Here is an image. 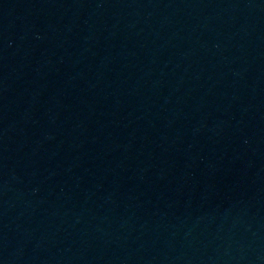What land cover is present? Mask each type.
<instances>
[{
  "label": "water",
  "instance_id": "obj_1",
  "mask_svg": "<svg viewBox=\"0 0 264 264\" xmlns=\"http://www.w3.org/2000/svg\"><path fill=\"white\" fill-rule=\"evenodd\" d=\"M0 264H264V0H0Z\"/></svg>",
  "mask_w": 264,
  "mask_h": 264
}]
</instances>
